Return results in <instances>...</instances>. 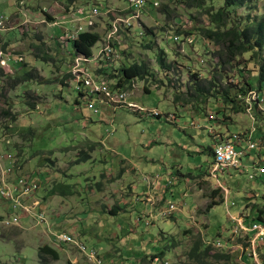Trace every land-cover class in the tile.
Here are the masks:
<instances>
[{"label":"rangeland","instance_id":"374dc122","mask_svg":"<svg viewBox=\"0 0 264 264\" xmlns=\"http://www.w3.org/2000/svg\"><path fill=\"white\" fill-rule=\"evenodd\" d=\"M147 1L141 22L143 32L134 27L124 28L120 34L122 60L115 71L135 63L149 66L152 76L136 81L131 98L141 107L158 110L160 118L110 106H100L101 112L96 115L87 108V101L81 100L76 82L70 78L72 46L66 49L61 43L68 29L66 21L74 17L76 10H88L97 4L114 13L124 11L128 8L126 0H0V18H5L0 27V60L4 58L0 65L3 67L7 57L22 58L14 66L7 63L4 68L8 76L0 79V158L11 154L16 158V174L37 180V201L47 221L46 225H36L24 218L21 228L0 229V264H40L39 249H54L53 233L61 232L75 235L100 254L113 246L112 250L122 251V258L141 264H148V259L158 254L170 264H256L248 258L253 234L233 235V219H244L249 226L264 209V106L255 109L253 120L247 111L238 113L234 109L235 105L245 108L243 100L235 98L238 90L231 91L236 102L228 104L218 93L224 91L226 82L250 80L254 90H260L264 97L260 64L246 54L242 66L229 75L230 81L222 82L220 90L203 98L190 96L187 92L194 87L193 77L210 79L217 64L218 48L199 37L201 29L209 25V17L205 10L188 9L178 0ZM163 5L173 13L171 19L161 11ZM223 6V0L207 4L214 11ZM231 10L243 21L247 16L260 19L264 17V0H248L245 7ZM112 20L113 16L104 11L94 24L93 30L102 36L92 50L94 58L105 44ZM147 29H152L154 36H140ZM179 31L183 36L190 33L194 43L184 49L182 44L176 45L174 37ZM6 44L9 46L4 50ZM45 54L51 58L48 63L37 58ZM159 57L172 65L169 72L159 67ZM102 69H106L104 65ZM239 71L242 77H236ZM25 73H31L33 80L11 89L9 77L16 79ZM94 73L91 71L96 78ZM146 88L151 91L147 93ZM6 112L17 118L15 123L5 116ZM211 114L215 121H210ZM168 115H177L176 124L166 119ZM212 129L214 133L222 132L225 140L238 136L243 144L237 146L238 150L246 149L251 133L258 146L242 158L246 168L219 175L221 185L216 179H208L213 164L209 149L215 142ZM89 141L96 145L90 146ZM101 141L135 158L151 177L172 172L179 176L166 205H176L177 211L169 218L154 219L138 204L133 213L112 216L110 209L122 193L116 187L125 186L124 195L130 198L129 187L138 186L142 175L130 174L121 183L111 185L120 173L121 160L112 149L98 144ZM84 154H90L91 159L78 162ZM204 176L207 180L197 183L198 188L196 180ZM98 184L103 185L102 191ZM62 186L72 195L55 197L52 192L57 189L60 194ZM134 192L140 194L142 188ZM7 209L8 204L0 200V215L8 213ZM215 241H221L224 247L216 249ZM259 247V260L264 264V241ZM208 248L210 251L203 255ZM57 251L60 260L51 264H69V259L77 255L69 248ZM218 255H229L230 259H218Z\"/></svg>","mask_w":264,"mask_h":264},{"label":"built area","instance_id":"2783aa9c","mask_svg":"<svg viewBox=\"0 0 264 264\" xmlns=\"http://www.w3.org/2000/svg\"><path fill=\"white\" fill-rule=\"evenodd\" d=\"M128 8L124 11L114 13L113 10H107V14L113 16L110 22L105 44L99 51L97 57H85L82 55L72 56V62L69 65V73L76 82V89L82 99L87 101V108L98 115L101 112L100 106H110L113 108L123 107L138 114H145L151 117L160 118L162 114L156 109H146L137 104L127 103L129 91L136 88V81L130 85H125L123 88H118L117 80H109L104 74H96L94 70L105 68L116 69L117 64L122 60L120 34L123 29L131 30L134 27H139L142 32L141 22L144 18V10L147 8V0H126ZM104 8L97 4L88 10H76L74 17L66 21L68 29L61 39V43L70 49L73 42L79 39V36L91 32L95 28V22L103 14ZM4 17L0 18V27L3 25ZM71 25V27H69ZM144 36V33H140ZM174 42L176 45L182 44L183 49L186 45H192L194 38L190 36H175ZM4 58H1V60ZM0 60V64H1ZM8 60V61H7ZM6 61H2L4 68L12 64V57H7ZM22 61V58L19 60ZM93 65V68L90 65ZM95 65V66H94ZM91 71L95 74L93 78ZM246 111L254 120L253 114L255 109H263L264 97L259 91L251 90L245 98ZM168 121L173 119L172 115L166 116ZM210 121H215V115H210ZM213 133L214 130L212 129ZM215 143L213 145V165L209 175L211 178L219 180L220 174H226L231 169L240 170L243 166L242 158L248 156L251 151L257 150L258 146L252 140V133L248 136L246 149L238 150L237 146L242 147L240 138L234 136L231 140H225L221 135L214 133ZM8 163V164H7ZM246 168L245 166H243ZM16 158L11 154H4L0 158V200L8 204L6 214L0 215V229H9L12 227L21 228V221L24 218L32 219L36 225H46V214L41 210V203L37 201V193L40 185L37 180L31 176H22L16 174ZM248 168V167H247ZM246 170V169H245ZM261 170V169H260ZM177 206L170 203L168 207L162 211V217L169 218L177 211ZM236 223L233 235L245 234L250 237V247L248 249V258L255 261L256 264H262L259 260L260 241H264V223H253L246 225L244 219H233ZM52 231V230H51ZM53 233V232H52ZM54 249L61 250L69 248L70 252L75 251L77 255L69 259V264H116L112 260H107L95 248H90L86 243L80 240L75 235L61 232L53 233ZM259 245V246H258ZM213 246L216 249H221L224 244L221 241H215ZM134 264V263H131ZM141 264V263H135ZM148 264H170L168 260L162 258L159 254L148 259Z\"/></svg>","mask_w":264,"mask_h":264},{"label":"trees","instance_id":"16d2710c","mask_svg":"<svg viewBox=\"0 0 264 264\" xmlns=\"http://www.w3.org/2000/svg\"><path fill=\"white\" fill-rule=\"evenodd\" d=\"M169 1V0H168ZM180 3L188 8V9H198V10H205L206 14L209 17V25L207 27H203L201 29V34L199 37L205 39L206 41L210 42L214 46L218 48V51L215 53L217 58V64L215 67V72L213 73L210 79L201 80L200 77L195 75L193 78L194 80V87H190L188 90V94L192 97L200 98L204 95L209 94L212 91L220 90L223 81H230V74L233 71H238V66H242L241 60L243 56L246 54L251 55V59L256 61L260 64L259 67V82L260 88L262 89V85L264 84V17L260 19H254L251 16H247L246 20L243 21L236 18V14L234 11L231 10L232 8H243L247 5L248 0H223L224 6L221 7L219 10L214 11L212 8H208L207 4L213 2L214 0H178ZM71 2H75V0H71ZM104 11H107L104 8ZM161 11L168 15V18L171 19L173 13L170 11L167 5H163ZM154 31L152 29H147V33L144 34L145 36H154ZM186 36H191L190 33H185ZM178 36L183 35L182 32L179 31L177 33ZM102 40V36L92 30L91 32H86L79 36V39L73 42L72 51L74 55H82L85 57H92L93 56V48ZM9 44H6L8 47ZM149 48V47H148ZM39 49V48H38ZM263 55H262V54ZM122 54V49H121ZM262 57H261V55ZM44 63H48L51 61V58L48 55H43V57H37ZM20 57L16 59V57H12V64L14 66L18 64L20 61ZM159 67L167 70L168 72L172 69V65H167L165 60L162 57L158 58ZM231 69V71H230ZM116 69H102L99 70V74H104L110 76L109 80H117L118 88H123L125 85L132 84L133 81H145L148 77L152 76L149 66L146 63H135L132 65H126L121 68L119 71H115ZM117 72V73H116ZM112 73V74H111ZM70 74V73H69ZM8 75L5 74V70L0 67V79L7 77ZM167 77L168 75L165 74ZM242 77V71L238 72L236 77ZM233 81L235 82V78ZM9 80L13 82L11 85V89L16 88L24 83H27L33 80V75L31 73H25L17 77L16 79ZM70 78L72 79V75L70 74ZM165 81H163L164 83ZM231 83V82H230ZM226 82V86L223 87L224 91L220 94L224 101L228 103L236 102V99L240 97L243 102L245 103V98L247 97L248 93L253 90V86L250 80H243L241 83L238 80L237 84ZM233 84V85H232ZM241 85V87H240ZM238 90L236 92V99L231 96V91ZM147 93L151 90L146 88ZM260 91V90H259ZM193 92L194 94H192ZM82 101L83 95H80ZM78 104H80L78 102ZM31 107L35 108V105H31ZM242 108V109H241ZM239 108L235 105L234 109L241 113V111H246L245 108L241 105ZM5 116L10 119L11 123L16 122V117L12 116L9 112L5 113ZM213 152V151H212ZM91 159L90 154H84L82 158L79 159L78 162H85ZM63 191L60 194L56 193L57 189H55L52 194L66 196L67 194L72 195V193L67 189V187L62 186ZM70 188V187H69ZM100 188V185H98ZM211 208V207H210ZM258 220L255 222L257 223H264V209H260L258 211ZM198 248L195 249L194 255L197 253ZM210 251L208 248L203 255H206ZM163 256V254H160ZM218 259H225L229 260V255H218ZM38 259L40 264H51L53 262H58L60 260V254L57 250L53 249L50 246H44L39 249L38 251Z\"/></svg>","mask_w":264,"mask_h":264},{"label":"crops","instance_id":"0c3cea01","mask_svg":"<svg viewBox=\"0 0 264 264\" xmlns=\"http://www.w3.org/2000/svg\"><path fill=\"white\" fill-rule=\"evenodd\" d=\"M134 95H135L134 90L129 91L127 103L137 104L131 98V96H134ZM172 116H173V119L169 122L176 124L177 115H172ZM102 122L105 123L106 121L103 119ZM217 125L221 126L222 128L224 127L219 122H217ZM216 134H219V135H221L222 138H224L222 132L219 131V133L216 132ZM214 140H215V138H214ZM89 144H92L90 146H93V145L95 146L96 142L89 141ZM98 144L106 146L105 148L107 150L112 149L111 152L115 154L116 158L121 160L120 169H119L120 173L118 174L117 180L114 182V184H111V185L121 183L130 174L137 176V173L139 172L138 174L142 175V180H141V182L139 181L138 186L133 184L131 187H129L130 198H126V196L124 195V189H127L125 186H123V189H121L120 185H118L116 187V188H119L118 192L121 191L122 193L120 196H117L119 199L114 204L115 207L110 209L109 213L112 216H120L124 212L133 213V211L135 210V207L138 204H142L145 207V211L150 212V213L148 212L150 215L149 217H154V219H158V218L162 217L161 216L162 211H164L167 208L166 205L168 202H170L167 199V195L169 193L173 194L172 186H174L175 184H178L179 176H175L174 172H172V173L166 174L167 176L156 175L154 177H151L150 174L148 175L144 172L143 167H145V166H141L140 164H138L139 162L134 160L135 158L125 156L123 154V152H121L117 149V146H116V148L109 147L107 144L105 145L104 141L98 142ZM149 144H150V142H149ZM212 148H213V146H212ZM212 148L209 149V154L213 158ZM145 170H146V168H145ZM210 171H211V169H210ZM210 171L208 172V174L210 173ZM111 174H115V173L113 172ZM179 174L181 175V173H179ZM209 177L211 178L210 175H208V179H209ZM185 180L190 181L191 179L189 180V178H187V179L185 178ZM204 180H207L206 176L198 178L196 180V186L199 188L197 183H199L201 181L204 182ZM98 185H100L101 191H102L103 185H101V184H98ZM140 188H142V192L140 194H136L134 191L137 189H140ZM199 191H201V190H199ZM56 196H59V195L57 194V195H55V197ZM61 197H66V196H61ZM124 208H126V210H124ZM120 230L123 232L124 229L120 227ZM112 232H113V236H115L116 238H119L115 231H112ZM131 232L135 233L134 230H131ZM121 243H124V242L122 241ZM111 248H113V246H110V248H108V251H105L106 254H102L103 257H105L106 259L110 258L112 261L116 262V264H131V263L135 264V263H138V262H134V261L129 262L128 260L121 257L122 251L118 250V248L116 249V251L112 250ZM119 257H121V258H119Z\"/></svg>","mask_w":264,"mask_h":264},{"label":"clouds","instance_id":"9594fccd","mask_svg":"<svg viewBox=\"0 0 264 264\" xmlns=\"http://www.w3.org/2000/svg\"><path fill=\"white\" fill-rule=\"evenodd\" d=\"M22 62V61H21Z\"/></svg>","mask_w":264,"mask_h":264}]
</instances>
